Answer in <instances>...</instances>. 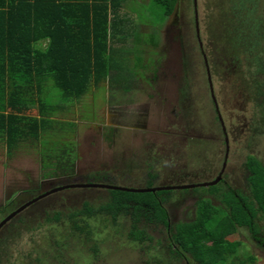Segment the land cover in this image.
Segmentation results:
<instances>
[{
	"label": "trees",
	"instance_id": "obj_1",
	"mask_svg": "<svg viewBox=\"0 0 264 264\" xmlns=\"http://www.w3.org/2000/svg\"><path fill=\"white\" fill-rule=\"evenodd\" d=\"M128 1L0 0V141L5 143L9 157L25 143L35 147L39 145L42 167L49 171L52 168L49 177L72 175L77 157L76 140L72 134L77 125L75 121L59 119L57 115L73 113L77 104L82 110L103 85L105 90L108 87L129 92L136 89L148 69L156 74V67H151L154 60L150 56L156 53L159 41L150 34L145 40L139 38L140 31H137L128 12H124ZM151 1L161 8L164 20L174 13L178 3V0ZM263 1L220 0L215 6V13L219 11V26L214 27L213 35H217L223 47L221 53L233 55L234 63H239V66L241 61L249 68L254 66L257 72H263L260 68L264 54ZM145 43L153 47L148 51V57L145 56ZM210 53L215 54L211 49ZM193 61V58L184 57L182 64L190 70ZM262 85L254 83V97L263 95ZM187 89L188 86L182 82L177 93L180 110L190 119L188 111L183 109L186 102H192L187 100ZM56 125H59L57 129ZM63 129L66 137L59 134ZM55 131L57 136L53 135ZM109 141L112 143L111 139ZM57 145L62 146L60 151L56 150ZM245 166L249 195L242 196L237 192L236 197L233 191H227L222 194L225 208L213 205L208 197L196 200L194 219L177 223L173 232L170 231L169 248L176 257H181L180 253L184 252L198 264H224L234 253L235 245L239 244L238 240L227 239L230 234L241 231L239 229L243 227V231L246 228L251 236L260 238L262 229L256 218L264 220V165L250 156ZM106 174L95 173L92 180L86 182L108 184ZM146 186H151L150 180ZM105 190L108 201L99 204L97 209L87 201L81 208L70 209L66 214L62 210L46 212L47 209H43L44 212L40 210L30 216L27 223L22 220L21 227L12 228L10 235L3 232L0 237V264L9 263L12 255L8 253L3 261L2 252L13 247L14 241L22 234H34L47 226V233L55 237L59 222L64 224L60 234L63 239L48 241L49 236L43 234L36 255L28 251L19 264H63L60 251L53 258L51 247L57 250L65 247L67 239L73 236L83 243L91 241L95 223H99L98 216L104 219V214H110L115 223L122 213L126 215L131 211L133 229L129 230L127 237L140 243L147 236L146 231L134 229V226L143 223V219L144 225L154 219L168 225L164 197L159 192ZM208 190L207 193L215 191L213 187ZM89 248L96 255L97 247L92 245ZM248 256L250 261L255 259L253 255Z\"/></svg>",
	"mask_w": 264,
	"mask_h": 264
},
{
	"label": "rangeland",
	"instance_id": "obj_2",
	"mask_svg": "<svg viewBox=\"0 0 264 264\" xmlns=\"http://www.w3.org/2000/svg\"><path fill=\"white\" fill-rule=\"evenodd\" d=\"M219 2L220 0H198V37L203 42L204 52L211 64L209 67L212 86L224 125L228 126L231 115L237 116L233 121L234 131L231 129L232 132L227 138L229 148L227 164L231 169H237L239 183L244 186L247 193L249 191L245 177L248 175L245 166L247 158L254 157L264 165V115L260 113V106L257 107L258 103H262L264 108V54L260 59V68L263 72H257L254 66L249 68L243 61L239 66V63H234L233 55L221 53L223 47L218 42L217 35H213L214 27L219 26L217 20L219 11L215 13L217 11L215 6L217 7ZM124 12H128L137 31H140L139 38L145 40L149 34L155 39L157 37L159 42L155 47L156 53L150 56L154 60V65L151 64V67H156V74L153 75L148 69L136 89L129 92H119L108 87L105 90L103 85V88L94 95L92 102L85 104L82 110L77 104L73 113L57 115L59 119H69L75 121L77 125L72 134L76 140L77 150L75 171L81 176L88 177H92L95 173L101 175L107 173L106 181L110 183L109 185H112V182L121 187L144 189L147 186L142 179L145 177V171H150L146 165L152 162L153 152L160 157L161 166L178 172L190 174L205 168L206 163L208 168L220 165L225 153V144L218 137V141L213 140L215 133L219 132L220 135V130L196 40L191 0H178L174 13L165 20L161 8L154 5L151 0L149 2L130 0L125 4ZM150 49L153 47L145 43V56L148 57ZM210 49L215 53L214 55L210 53ZM183 56L193 58L191 71L188 66L183 67L180 60ZM153 76L155 81L151 82ZM182 82L188 86L187 100L192 101L186 102L183 108L191 117L188 125L190 135L195 138L197 145H203L205 149L201 156L199 152L193 154L194 150L189 148V158L193 159V162L187 160L184 155L185 147L188 145L185 144L186 139L183 137L187 135L185 133L187 129L180 124V121H183L180 118L186 114L180 110L177 93L178 86ZM254 83L263 84L260 86L262 98L257 99L253 96ZM88 98L91 99V96L88 95ZM181 113L184 115L181 116ZM251 118L252 127L249 130L247 128L248 125L251 126L249 124ZM58 126L56 125V129ZM109 128L112 130L110 131ZM254 129L256 133L255 131L252 133ZM59 134L66 137L65 129ZM53 135L57 136V131ZM109 139L113 142L111 143ZM61 148L62 146L57 145L56 150L60 151ZM39 150V145L35 147L25 143L22 148L15 149L9 157L5 143L0 141V205L7 199L9 201L14 199L13 204L24 200L29 196V193H25L28 190L37 191L36 194L34 193L37 196L47 190V185L44 183H50L55 187L57 182L61 181L65 184L85 182L81 179L68 180L65 176L49 177L52 168L49 171L42 167V155ZM195 151L198 150L195 148ZM170 157L171 165L162 160ZM130 165L133 167L131 168ZM128 169L134 172L136 177L132 179L131 176L127 177ZM159 175L161 176L162 173L159 172ZM187 177L191 178V175ZM156 186L154 184L148 188ZM193 189L194 193L191 191ZM193 189H175L167 195L164 206L169 210L171 232H173L172 227L177 223L194 219L196 196H199L203 190ZM86 201L97 209L99 204L108 201V192L103 188L74 186L72 189L55 192L38 202L35 201L32 207L30 206V210L26 209L25 214H29L34 209L36 214L43 209H47L46 212L61 209L67 213L70 209L81 208ZM212 203L221 206L218 200ZM100 217L98 216L99 223H95V234L91 241L83 243L74 236L68 238L69 241L65 240V247L58 250L51 247L50 254L53 258L62 254L59 256L62 257L63 264H156V259L160 255H165L160 254L163 248L159 246V244L165 245L168 237V231L163 226L153 222L145 224L147 234L152 236L151 247H145L127 239V231L130 227L128 216L123 220L118 217V225L114 228H109V224L105 223L106 221L109 223L110 218L104 216V219H100ZM143 223L140 227H143ZM262 223L264 224L263 220ZM57 224H59L56 226L57 230L61 232L58 234L57 230L54 231L57 232L55 237L47 233V226L35 231L34 234L33 232L22 234L17 241H14L13 247L7 252L6 250L2 252L3 261L9 256L8 253L12 255L8 264L14 262L19 264L28 251L33 252L35 256L43 234L49 236L48 241H53L52 238H62L60 234L63 232L61 229L64 228V224L61 222ZM240 230L241 232L227 237L228 240H238L239 244L235 245L234 253L224 264H264V255L257 250L254 243L246 240L248 235ZM156 242L160 243L156 245ZM92 245L97 247L96 255L90 251L89 247ZM47 247L46 245L45 250ZM59 251L60 253L56 254ZM248 255L255 256L257 260L250 261ZM166 256L167 262L171 263V257L168 254ZM187 257L189 264H196L189 256ZM148 261L150 263H147Z\"/></svg>",
	"mask_w": 264,
	"mask_h": 264
},
{
	"label": "flooded vegetation",
	"instance_id": "obj_3",
	"mask_svg": "<svg viewBox=\"0 0 264 264\" xmlns=\"http://www.w3.org/2000/svg\"><path fill=\"white\" fill-rule=\"evenodd\" d=\"M192 2V9H193V24H194V28H195V35H196V40L198 42V46L200 48V52H201V55H202V59H203V64H204V68H205V73H206V79H207V86H208V91L210 92V96L212 98V102H213V105H214V109H215V114H216V121L219 125V130H220V135H219V132H217V134L215 133V136L213 138L214 141L217 140V137L222 141L223 143L225 144V153H224V156H223V159H222V162L220 163V165H217V166H213L212 168H208L207 166V163L204 164L205 165V168L203 169H200V170H197V171H193L189 173H186V172H178V171H174V170H171V169H167L165 168L164 166H161L160 165V157H157L156 156V153L153 152L154 154V158H152V162H150L149 164L146 165V168L148 167L150 171H145V177L142 179L144 180L145 182V185H147V181L150 180L151 182V186H154L157 185L156 187L159 189V190H155L154 192H159L160 193V196L161 197H164V201H163V207L164 209L166 210V221L168 223V225H164L162 222H159L157 220H153L152 222L153 223H156L158 225H161L163 226L167 231H168V237L166 239V244L165 245H160L159 243L160 242H156V245L159 244V246H161L163 248V251L160 253V254H165V255H169V257H171L172 259V262L171 263H168V259H167V256L165 257V255H160V257L158 259H156V264H189L188 263V257L189 256L191 258L192 261L196 262L191 256L190 254H187V253H180L182 256L181 257H176L175 254H173L171 251H170V248H169V245L171 243V224L169 222V210H168V207L167 206H164V202L166 201V198L168 197L167 195L169 193H171L170 191L171 190H175V189H184L182 188L183 186H188L186 187L185 189H193V188H200L202 189L203 191L200 193V195L196 196V200H198L200 197H208L210 199V202L212 203L213 201L215 200H218L220 201V204H221V208H225V205H224V202L222 200V194L226 193L227 191H233L234 192V195L237 197V192H240L239 194L242 195V196H248L249 195V191L246 193L245 192V188L244 186L241 185V183H239V178H238V175H237V169H231L230 167H228V164H227V158H228V152H229V148H228V135L231 134L232 131H234V125H233V121L236 120V117L237 116H234V115H231V119L229 120V123H228V126L226 127L224 125V120L222 118V115H221V112H220V108H219V105L217 103V100H216V97H215V94H214V89H213V86H212V79H211V73H210V63L207 59V56L204 52V45H203V42L200 40V38L198 37L197 33H196V28H198V31H199V20H198V5H197V2L198 0H191ZM180 58V56L178 57ZM184 59V56L183 58H181V62L183 61ZM184 65V64H182ZM185 67V65L183 66ZM187 68V67H186ZM187 71V69H185ZM151 82H154L155 80L154 79H150ZM253 93V92H252ZM250 95V93H248ZM263 96H258V97H255V98H262ZM176 103V101H175ZM177 104V103H176ZM175 106V105H174ZM260 106V113L264 115V108L262 107V103H258L257 104V107ZM180 107V106H179ZM185 111V110H184ZM184 115L181 113V116ZM183 121H180L182 120ZM180 124L181 125H184L185 126V133L187 134L185 137H183V139H186L185 140V144H187L188 146L185 147V158L187 160H190L191 162H193L194 160L190 159L189 158V148L194 150L192 151L193 154L194 152L195 153H198L199 152V155L202 156V153L203 151L205 150L204 149V146L203 145H197L196 143H190L189 140H192V141H195V138L190 135V130L188 128V125H189V119H187V117H182L180 118ZM251 124L248 125V128L250 130V128L252 127V118L250 119L249 121ZM143 127V126H142ZM232 127V128H231ZM232 129V131H231ZM256 129L252 130V133L255 131ZM212 132L214 133V130H212ZM256 133V131L254 132ZM247 138V136H246ZM251 139V137H249ZM218 141V140H217ZM113 142V140H112ZM215 143V142H213ZM186 146V145H185ZM214 147H215V144H214ZM195 148L198 150V151H195ZM114 157L115 154H114ZM204 158V157H203ZM170 158H166V159H162L163 161H165V163L171 165L172 163V160H170ZM202 159V158H201ZM204 160V159H203ZM127 167H129L128 165H126ZM130 167L132 168L133 166L130 165ZM163 167V168H162ZM170 168V167H169ZM129 171L126 172V176L129 177L131 176L130 179L136 177L135 173L134 172H131L130 169H128ZM159 172L160 174L162 173V175L160 176L159 175ZM139 173V176H140V172ZM149 173L151 175H149ZM188 175H191V178L187 177ZM133 176V177H132ZM158 176V178L156 177ZM65 177H68V180H84L85 182L82 183V184H76V183H72V184H65L64 182H57L58 184L53 187V185H51L50 183H44L47 185V190L46 191H42V193H40L39 195H35L37 191H26L25 193H29V196L27 198H25L24 200H19L16 204H13L12 201H15L14 199H11V201H9V199H7L3 204L0 205V237H1V234L3 232H6L7 234L10 235V230L12 228L14 229H18L21 227V225L23 223H27L29 220L28 218L32 215H35L36 214V210L34 209L33 211L29 212V214H25L26 212V209H29L30 210V206L32 205V203H35L38 202L39 200H41V198L43 197H46V196H49L55 192H59V191H63V190H69V189H72V187L74 185H91V184H98L97 182L95 183H92V182H86L87 180L90 179V181L92 180V177H88L86 175L84 176H81V174H79L78 171H75L72 175L70 176H65ZM247 177V176H245ZM157 178V179H156ZM168 178V179H167ZM157 181H156V180ZM160 179H163L162 181H159ZM155 180V182H154ZM115 185V184H113ZM71 186V187H70ZM117 186V185H115ZM246 186H247V183H246ZM135 187V186H133ZM212 188L215 190L214 193H207L209 190L208 188ZM41 188L43 189V185L41 186ZM40 188V189H41ZM82 188H97L99 189V187H89V186H86V187H82ZM148 188V187H147ZM155 188V187H154ZM103 189H106V188H103ZM192 193H194V189L191 190ZM35 193V194H34ZM199 194V193H198ZM34 195V196H33ZM31 196H33L31 198ZM28 199V200H27ZM213 204V203H212ZM57 205V204H56ZM215 205V204H213ZM32 207V206H31ZM61 210V209H59ZM64 214H66V211H63ZM23 213V215H22ZM131 211L130 213L128 214H124L122 213L119 218H121L122 220L124 219L125 216H128V220L130 221V227L127 231V233L129 232V230L133 229V218L131 217ZM108 217L110 218V222L108 223L107 221L105 223L109 224V228H114V227H117L118 225V222L117 220L114 222H112V219H111V216L110 214H104L103 217ZM9 217L7 220L4 221L5 218ZM24 221L23 223L21 221ZM17 221V224H15ZM143 221H145V219H143ZM189 221V220H188ZM256 221L258 222L259 226L261 227V233L259 234V237L260 238H256V237H253L251 236L250 232H248L246 230V228L244 229V232H245V235H248V238L246 239L247 241H251L252 243H254V245L258 248L257 250L262 253L264 255V241L262 239H264V224L262 223V220H259L256 218ZM264 221V220H263ZM150 223V222H149ZM140 224L141 222L137 223L135 226H134V229H144L146 231V237L144 238V240H140V241H143L142 243L140 242H137L139 240H132V239H129L127 237V239L129 241H133L134 243H136L137 245H142V246H145V247H151V240H152V236L147 234V227H145L147 225V222H146V225L142 224L143 227H140ZM174 227L173 226V230H174ZM243 227H241L240 229H242ZM239 229V230H240ZM241 232V231H239ZM237 234V233H236ZM258 236V235H256ZM83 242V241H82ZM8 243V242H7ZM145 243H147V245H145ZM83 244V243H82ZM150 244V245H149ZM161 248V249H162ZM255 258V256H253ZM151 260V259H150ZM254 260H257V259H254ZM196 264H198L196 262Z\"/></svg>",
	"mask_w": 264,
	"mask_h": 264
},
{
	"label": "water",
	"instance_id": "obj_4",
	"mask_svg": "<svg viewBox=\"0 0 264 264\" xmlns=\"http://www.w3.org/2000/svg\"><path fill=\"white\" fill-rule=\"evenodd\" d=\"M196 33L198 35V28H196ZM76 187H99V188H106V189H116V190H122V191H131V192H154L155 190H159L157 187H152V188H144V189H137V188H126V187H121V186H115V185H109V184H91V185H74ZM73 186V187H74ZM188 186H183L182 188H186ZM9 217L5 218L7 220Z\"/></svg>",
	"mask_w": 264,
	"mask_h": 264
}]
</instances>
